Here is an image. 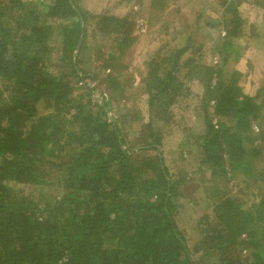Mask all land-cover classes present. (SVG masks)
Wrapping results in <instances>:
<instances>
[{
    "label": "trees",
    "instance_id": "trees-1",
    "mask_svg": "<svg viewBox=\"0 0 264 264\" xmlns=\"http://www.w3.org/2000/svg\"><path fill=\"white\" fill-rule=\"evenodd\" d=\"M171 2L150 0V18ZM242 2L221 0L215 20L199 13L148 59L145 112L137 101L136 113L129 108L138 129L130 142L128 118L109 115L113 98L90 86L100 72L89 66L102 60L108 93L129 101L116 72L126 69L135 15L92 16L78 0H0V264H264V86L254 94L241 86L238 62L252 28ZM258 5L264 16V0ZM218 28L219 61L206 64V31ZM89 36L104 44L88 46ZM193 81L203 90L205 130L190 173L199 176L205 206L187 235L176 219L186 157L179 153L172 173L165 135L153 124L172 123ZM235 178L244 179L249 200L234 195Z\"/></svg>",
    "mask_w": 264,
    "mask_h": 264
},
{
    "label": "rangeland",
    "instance_id": "rangeland-1",
    "mask_svg": "<svg viewBox=\"0 0 264 264\" xmlns=\"http://www.w3.org/2000/svg\"><path fill=\"white\" fill-rule=\"evenodd\" d=\"M242 2L240 10L246 11V18L252 28H246V37L241 49V56L238 62V70L243 74L241 86L246 93L254 94L260 86H264V16L262 8L258 5L259 0H239ZM88 2V4H87ZM221 0H172L169 9L162 15L157 17L151 16L150 0H131L123 2V0H78V4L84 11L92 16H98L109 11L118 16H125L131 12L135 15L132 19L136 22L135 27V42L133 46L122 57V65L126 69H122L116 74L121 78L122 89H125L128 96L127 100L122 99L116 92L108 93V86L102 82L105 78V71L102 70V60L91 61L89 68L93 72L99 73L100 77L96 83L90 84L91 87H96L97 91H104L108 99L113 98L111 104L112 111L109 115L115 118L125 115L128 119H124V131L130 142H136L138 134L136 133L137 126L130 115L135 102L139 106L137 109L144 114V105L142 103L141 83L145 76V63L155 55L159 50H164L166 44L176 41V35L185 31V28L192 26L196 22V17L202 13L206 19H218L222 14L220 7ZM177 8L180 12L177 14ZM98 11V12H94ZM205 21V19H203ZM94 19L89 18L86 26L89 35H93L95 27ZM187 26V27H186ZM218 29L207 30L208 38L205 41V47L202 54V60L206 64H213L219 61L217 53L222 46V35L224 31ZM255 34L254 37H249V34ZM89 36L88 46L95 47L104 44L101 37H97L94 41ZM202 40V38H201ZM210 40V41H209ZM102 41V42H101ZM107 52V48H103ZM105 59V57H104ZM83 68H86L82 64ZM89 83L87 79L85 81ZM191 95L186 101H180L172 111V123L156 122L153 124L156 130H162L164 137V156L167 161V166L172 173L179 169L180 161L179 153L182 152L186 157L184 169L186 175V184L182 187V198L180 200L181 209L177 213V222L183 233L191 235L194 233L196 219L204 212V200H201L203 195L201 184L197 181L199 176H192L191 171L197 169L199 162L197 138L200 137L205 130L203 118L200 113L198 96L202 94V86L197 82H190ZM98 94H96V97ZM123 98H125L123 96ZM131 107V108H130ZM129 108L131 111H129ZM133 114L137 111L133 109ZM126 114L128 116H126ZM146 115V114H145ZM147 123V119L144 121ZM257 131H259L256 128ZM262 150L261 166H264V145ZM250 170V168H248ZM196 178V182L194 181ZM247 180H252V176L247 175ZM249 185V184H248ZM230 186L234 195H237L239 201L244 202L250 199L248 191H246L244 179H233ZM243 191L247 193H243ZM199 199L197 205L189 203ZM202 264H209L203 262Z\"/></svg>",
    "mask_w": 264,
    "mask_h": 264
},
{
    "label": "crops",
    "instance_id": "crops-1",
    "mask_svg": "<svg viewBox=\"0 0 264 264\" xmlns=\"http://www.w3.org/2000/svg\"><path fill=\"white\" fill-rule=\"evenodd\" d=\"M87 4H88V2H87ZM89 5V4H88ZM94 12H98V11H94Z\"/></svg>",
    "mask_w": 264,
    "mask_h": 264
}]
</instances>
